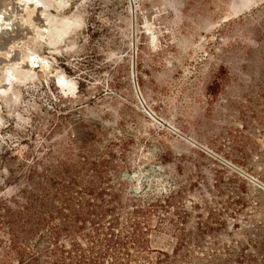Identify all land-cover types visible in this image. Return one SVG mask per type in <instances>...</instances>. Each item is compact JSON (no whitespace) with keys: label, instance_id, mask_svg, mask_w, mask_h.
<instances>
[{"label":"rangeland","instance_id":"1","mask_svg":"<svg viewBox=\"0 0 264 264\" xmlns=\"http://www.w3.org/2000/svg\"><path fill=\"white\" fill-rule=\"evenodd\" d=\"M18 1L17 57L0 50V193L91 129L117 144L127 190L179 186L189 210L215 178L264 191V0Z\"/></svg>","mask_w":264,"mask_h":264},{"label":"trees","instance_id":"2","mask_svg":"<svg viewBox=\"0 0 264 264\" xmlns=\"http://www.w3.org/2000/svg\"><path fill=\"white\" fill-rule=\"evenodd\" d=\"M96 132L89 144L49 145L0 193V264H264V191L250 197L215 178L216 192L189 210L179 186L127 190L117 144L98 145ZM156 232L175 247H154Z\"/></svg>","mask_w":264,"mask_h":264},{"label":"bare ground","instance_id":"3","mask_svg":"<svg viewBox=\"0 0 264 264\" xmlns=\"http://www.w3.org/2000/svg\"><path fill=\"white\" fill-rule=\"evenodd\" d=\"M21 6L22 2L18 0H0V50L9 49L14 58L17 57H15V53H18V51L13 50L11 48L13 45L10 47L9 43L22 34L23 27L12 16V13L14 10L17 11ZM3 59L5 60V56L0 55V60L2 61Z\"/></svg>","mask_w":264,"mask_h":264}]
</instances>
